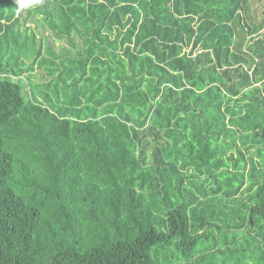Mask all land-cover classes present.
Listing matches in <instances>:
<instances>
[{"label":"trees","instance_id":"1","mask_svg":"<svg viewBox=\"0 0 264 264\" xmlns=\"http://www.w3.org/2000/svg\"><path fill=\"white\" fill-rule=\"evenodd\" d=\"M16 13L0 0V264H264V0Z\"/></svg>","mask_w":264,"mask_h":264},{"label":"rangeland","instance_id":"2","mask_svg":"<svg viewBox=\"0 0 264 264\" xmlns=\"http://www.w3.org/2000/svg\"><path fill=\"white\" fill-rule=\"evenodd\" d=\"M34 27L36 36L38 40H41L44 36H51V31L48 29V27L41 22V20L37 19L34 23L30 24ZM57 48H60V46L67 47L68 44L66 41H62V43L59 45L58 42L56 43Z\"/></svg>","mask_w":264,"mask_h":264},{"label":"clouds","instance_id":"3","mask_svg":"<svg viewBox=\"0 0 264 264\" xmlns=\"http://www.w3.org/2000/svg\"><path fill=\"white\" fill-rule=\"evenodd\" d=\"M15 3L17 5L16 14L19 16L22 11L31 9L41 4L42 0H15Z\"/></svg>","mask_w":264,"mask_h":264}]
</instances>
